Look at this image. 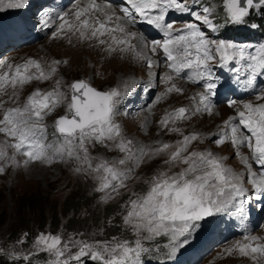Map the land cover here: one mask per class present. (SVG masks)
I'll list each match as a JSON object with an SVG mask.
<instances>
[{
  "label": "snow or ice",
  "instance_id": "6c2138e0",
  "mask_svg": "<svg viewBox=\"0 0 264 264\" xmlns=\"http://www.w3.org/2000/svg\"><path fill=\"white\" fill-rule=\"evenodd\" d=\"M29 0H0V11L5 9H22ZM196 0H193L195 5ZM226 10V24L244 25L248 23L250 10L261 8L264 11V0H223ZM123 16H117L113 22L115 13L110 9H103L96 0H88L84 7H78L75 13V22L61 17L59 31H76L80 38H97L107 35L111 43L110 51H114L113 45L123 46L121 51H132L138 57L142 52H137L138 45L131 43L134 32L126 30L125 22L136 23L141 21L154 25L164 32L165 39L152 41L151 52L163 50L168 67L178 75L184 70H192L189 80L205 81L206 91L199 94L200 104L203 110L211 113L209 95H215L217 84L214 81L213 64L215 61L220 67H227L230 61L244 62L249 70V78L246 81L249 87L253 86L258 75H264V43L255 47L254 51H247V46L224 39H209L202 26H206L213 32L218 31L219 26L209 19L211 8L204 7L203 14L197 12L185 2V0H126V5L121 9ZM97 11L104 13V19L99 17L94 20L89 15ZM187 13L194 17L196 22L184 24L182 28H175L172 23L166 22V16L171 12ZM68 14H65L67 16ZM48 26L47 20L44 21ZM256 27V25H252ZM121 33L122 36H117ZM54 35H56L54 33ZM143 43V37H138ZM100 44H105V39H99ZM147 65L151 68L153 61L145 57ZM61 61H54L59 64ZM66 63V62H65ZM12 69V66H8ZM35 71H32V70ZM56 67L45 70L40 62L28 59L14 67L10 72L0 74V93L6 92L8 86L14 90L23 88L33 80H48L56 73ZM239 71V69H236ZM165 82L173 80L172 75L164 77ZM61 81H56V87L47 92L39 89L32 92L21 106L8 107L0 118V133L10 140L0 143V161H7L13 165L18 164L16 155H22L27 165L32 161L52 163L59 157L74 159L79 162L75 170L95 173V179L99 181L97 191L105 193L102 197L105 201L112 198V194H119L120 189L126 188V181L130 174L141 163L167 153L163 160L165 170L158 171L146 181L148 189L143 194L133 195L129 198L127 214L123 217L124 224L129 226L136 234L134 246L127 240L112 242H100L89 244L85 241L62 242L59 235L40 234L35 247L38 251L47 252L55 257L53 264H84L82 258H90L100 264H141L142 254L149 251L144 244L145 240H152L162 235L170 236L173 251L179 246L180 238L183 243L188 242V235L199 227L201 221L211 223L208 218L216 213L226 212L230 207L237 211H243L247 189L244 187V176L234 172L223 163V158L217 157L210 150H189L192 141L199 139L197 133L184 135L182 140L176 142L174 150L169 143L157 142L158 146L147 148L141 146L135 151L132 148L133 141L126 139L122 134L121 126L115 122L116 104L119 93L116 89L100 91L92 87L85 80H76L67 87L70 89V101L67 103L66 114L59 116L54 121L55 131L53 136H58V143L46 142L47 126L45 117L52 114L57 107L64 103L65 93L59 91ZM182 92L183 89L172 83L166 93ZM165 94H162L165 95ZM13 95L18 98L15 91ZM158 97V99L162 98ZM264 100V92L257 97ZM236 101H229V106ZM2 106V105H0ZM242 111H238L235 117H229L224 123L230 127V134L224 133L215 141L217 145L230 140L238 150L246 146L251 153L252 161L259 166V171L252 170L248 156H242V163L247 166V176L253 185L256 197L264 198V103L253 104L246 102ZM200 109L197 108V111ZM186 108L175 109L167 113L160 121L163 127H167L170 120L186 118ZM169 131L179 132V128H171ZM111 146L124 153V157L113 162L99 160L93 165V158L89 154V144H101L104 147ZM14 149L10 156L8 149ZM237 155H240L237 151ZM131 161V166H125ZM182 165L178 172H172V168ZM6 165L0 163V173L5 172ZM171 173V174H170ZM246 242H236L226 251L231 254L238 251L241 256H250L258 264H264V242L259 237H245ZM69 243L78 246V251L73 254ZM32 255L29 253L23 259L27 260Z\"/></svg>",
  "mask_w": 264,
  "mask_h": 264
},
{
  "label": "rangeland",
  "instance_id": "374dc122",
  "mask_svg": "<svg viewBox=\"0 0 264 264\" xmlns=\"http://www.w3.org/2000/svg\"><path fill=\"white\" fill-rule=\"evenodd\" d=\"M221 3L223 4V0ZM29 5L26 9L28 14H30ZM15 25L17 26L16 22ZM9 32L17 33L19 30L13 31V29H9ZM23 53L38 54L42 57L46 68L49 66L44 58H52L55 61L60 60L61 63H59V66H56V73L48 80H42L38 84H26L23 88L17 87L15 90L10 87L6 89V92L0 93V105H2L0 106V118L3 117L5 105L22 101L30 90L37 85L56 83V75L62 78L60 88H63L62 86L66 83L68 84V82L72 83L76 78H82L89 84L93 82L92 85L90 84L92 87L105 91L109 86L122 82L128 75H137L141 70L144 75L146 73L145 68L141 69L142 64H137L140 61L139 58H137V63H133L127 58V55L105 49L100 43L92 44L90 41H82L77 33L62 37L45 36L16 52V54ZM255 81L260 84L261 92H264V75H258ZM179 86L183 87V91L179 93L175 91L167 93V97L160 103L157 109L151 108L148 111L145 120H143L144 116L141 118H127L121 114L115 115V122L121 126L123 136L126 139H133L134 144H139L140 142L139 145L145 147V149L157 147L158 141L169 143L173 145V148L168 150L170 152L174 150L176 142L182 140L184 135L197 133L199 139L192 141L189 145L190 151L210 150L214 155L223 158L224 164L231 165L238 174H241L244 167L240 164L239 158L250 154V150L246 146H241L237 150L230 140L223 146L215 145L212 139L208 137V133L217 128L221 124L223 116L230 111V108L225 106L224 103L211 106V113L202 110L190 115L187 112L186 118L175 121L170 120L167 127H163L160 124L161 119L167 113H171V108L178 109L183 107L188 109L187 102L189 101L190 90L193 86H185L181 81ZM14 91L18 93V98L13 95ZM68 100L70 101V96ZM62 115H65V113L60 110L59 106L48 116L51 123H54ZM49 124L50 122L48 121L46 124V140L51 135ZM174 127L179 128L180 131H169V129ZM5 140H8L7 137L0 133V143ZM108 143L110 147L107 148L101 144L88 145L90 156L95 158L93 165L101 159L113 162L124 157V153L111 146L112 142ZM132 148L134 151L136 150L135 147L132 146ZM237 151H239L240 155H237ZM16 158L18 160L17 166L3 161V164L6 165L5 172L0 173V210H3V213H5L4 217L0 213V219L3 218L0 221V231L12 229L16 224L25 223V220L28 218V209L18 203L20 195L31 196V199L33 197L37 200H42L45 197L44 202L49 207V212H56L61 217L60 223L56 227L52 222L55 218L51 217V223L47 221L44 227L46 229L38 232L33 238L23 234L24 231L20 232L15 242L7 243V247L2 245L7 240H4V237H0L1 251L7 249V255H22V257L32 253L28 263L33 264L37 263L32 261L33 258H37V261L55 259L51 254L36 249V240L42 233L59 235L62 238V242L65 243L70 241H85L92 244L97 241L112 242L114 239L117 241L127 240L130 243L135 241L136 234L123 221V217L127 214L129 208V198H136L133 193H145L148 189L146 181L150 180L158 171L165 170L163 160L167 158V153L154 160H148L146 157L145 162L141 163L130 174L129 179L126 181L127 187L120 189L118 195L113 193L112 198L107 201L102 199L105 193L97 191L99 181L94 178L96 174H89V172L85 171L77 172L75 169L80 166L79 162L74 159H68L66 155L64 159H57V163L53 164L35 161L25 165L19 155H16ZM131 163L129 161L122 167L131 166ZM181 167L183 166L177 165L171 171L178 172ZM76 196L83 197V199L78 200L80 203L74 202L77 198ZM71 203L77 205L76 212L71 208L69 209L68 206ZM114 208L117 210L116 212H112L107 218H101L100 215L103 211H109ZM115 213L119 214L121 218L122 229L124 231L129 229L130 232L126 233L123 231L121 234L107 237L105 234L106 228L103 227V223H112ZM33 222L35 223V221ZM29 223L31 224V222ZM260 223L261 227H264V217ZM71 226L74 229L69 230ZM77 228L79 230H75ZM261 231H264V229ZM28 239H32V241L28 242ZM235 244L231 243L226 248L215 251L214 254L206 258L201 264L258 263V261H254L250 256H241L238 251H233L229 254L226 250ZM69 247L73 254L78 251V246L74 243H69Z\"/></svg>",
  "mask_w": 264,
  "mask_h": 264
},
{
  "label": "trees",
  "instance_id": "16d2710c",
  "mask_svg": "<svg viewBox=\"0 0 264 264\" xmlns=\"http://www.w3.org/2000/svg\"><path fill=\"white\" fill-rule=\"evenodd\" d=\"M254 16H258L257 18H258L260 24H264V11H262L261 8L257 9V12H256V14H254ZM262 27H264V26H262ZM69 197H72V196H69ZM76 197L77 198H76V200L74 199L75 200L74 202H79L78 200L83 199L82 196H76ZM99 198H100V196H99ZM44 201H45V197H43L42 200L41 199L37 200L36 198H33V197L31 199V196H27V195H20L19 196V199H18L19 205H22V207H26L28 209L29 215H28V218L25 220V223L16 224L12 227V229L0 231V237H4V240H7V242L2 243L3 246L7 247V245H6L7 243L9 244L10 242H15L17 237L20 235V232H22V231H24L23 234L28 235L30 238H33L38 232H41V231L46 229L44 227L47 224V221H49V222L51 221V217L55 218L52 221L54 226L55 227L58 226V224L60 223L61 217L56 212H53V211H52V213L49 212V207L47 206V204ZM68 207H69V209L71 208L72 210H74V212L77 211V205L74 203H71ZM116 211L117 210L115 208L110 209L109 211L105 210L101 213L100 216H101V218L104 219V218H107L112 212H116ZM0 213L4 217L5 213H3V210H0ZM114 216L115 217L113 218L112 223H103V227L106 228L105 234L107 237L113 236L115 234H121L124 231L122 229V223L120 222L121 218H120L119 214L115 213ZM2 219H0V221ZM33 221H35V223ZM29 222H31V224ZM71 229H74L73 226H71L69 228V230H71ZM75 230H79V229L77 228ZM53 231H55V230L53 229ZM124 232L129 233L130 231H129V229H127ZM27 241L31 242L32 239H28ZM6 250H4V249H3V251L0 250V264H13V262H16L17 260L12 261V262L10 260H8ZM33 264H35V263H33Z\"/></svg>",
  "mask_w": 264,
  "mask_h": 264
}]
</instances>
